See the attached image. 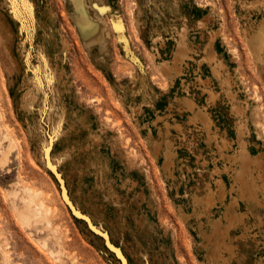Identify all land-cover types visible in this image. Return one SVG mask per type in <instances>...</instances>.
<instances>
[{
  "label": "rangeland",
  "instance_id": "1",
  "mask_svg": "<svg viewBox=\"0 0 264 264\" xmlns=\"http://www.w3.org/2000/svg\"><path fill=\"white\" fill-rule=\"evenodd\" d=\"M80 4L0 0V264H120L46 148L129 264H264V0Z\"/></svg>",
  "mask_w": 264,
  "mask_h": 264
},
{
  "label": "bare ground",
  "instance_id": "2",
  "mask_svg": "<svg viewBox=\"0 0 264 264\" xmlns=\"http://www.w3.org/2000/svg\"><path fill=\"white\" fill-rule=\"evenodd\" d=\"M74 1H77V0H74ZM78 1H79V4H80L81 0H78ZM87 16H88L87 11H85L83 6L80 4V8H78V12H77V23H78L79 28L81 29L82 34L88 40L100 39V37H101V35H100L101 34L100 25L98 23H96V22L89 21ZM258 39H260L259 40V44L264 45V37L258 38ZM40 69L38 68L37 71H36L37 76L41 75L40 74L41 73ZM39 80H43V78L40 77ZM52 144H53V140L48 139V146L52 145ZM51 149L52 148H46L44 150L43 159L42 160H43L47 170L50 173H52L55 176V178L58 180V183L60 185V190H61L62 202L67 207V209L69 210L70 214L73 217H75V218H81L82 220H84V223H85L87 229L92 234H94V235L97 234L100 237H102V239H103V241L105 243L104 244L105 247L107 248L108 251L113 253V255L119 261L120 264H129L126 256L124 255L125 253H123L121 248L115 246L114 243H112L111 238L109 237V234L102 227L94 225L92 219L88 215H86L82 211H80L78 209V207L75 205V203L73 202V200L71 199V197H70V195L68 193V189H67V186L65 184V181L63 180L62 175L58 171L59 160L61 162H63V161H62V159L60 157H55V156L52 157ZM155 150H157V149H155ZM63 159H65V158H63ZM248 161H250V160L248 159ZM254 163L256 164V162H254ZM208 199L209 200H213L214 197L209 196ZM37 213H39V212H37ZM30 215H31V211L28 210V209L21 213V216H22V218L25 221L29 218Z\"/></svg>",
  "mask_w": 264,
  "mask_h": 264
}]
</instances>
